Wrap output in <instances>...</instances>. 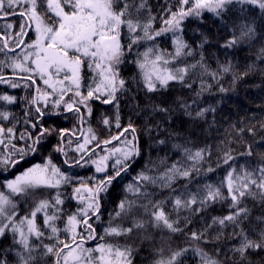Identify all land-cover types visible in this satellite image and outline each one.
<instances>
[{
	"label": "snow or ice",
	"instance_id": "snow-or-ice-1",
	"mask_svg": "<svg viewBox=\"0 0 264 264\" xmlns=\"http://www.w3.org/2000/svg\"><path fill=\"white\" fill-rule=\"evenodd\" d=\"M237 5L240 9L238 14H234L230 36L221 45L225 49L250 44L257 38L255 18L249 19L244 13L258 8L262 14L261 23L264 24V0H176L175 11L172 6L162 9L167 18L162 17L163 26L159 30L153 28L156 17L152 15L147 0H0V17H26L14 41L16 48L23 44L25 50L9 57L8 52L12 49H9L7 39L0 47V52L6 57L0 60V73L6 68L12 70L11 77L0 75V84L15 89L21 87L20 81H24L25 88H35L36 92L28 101L35 106V115L26 112L23 121L36 130L35 134L26 128L17 136L19 119L7 110H0V175L10 172L29 155L37 153L50 136H57L59 140L53 151L65 157L62 161L64 170L49 155L43 164H33L14 178L0 181L3 189L0 190V237L12 233V244L8 248H0V264H48L49 259H52V264H133L138 249L119 243V239H130L136 234L135 238L142 243H154L156 235L163 234L161 243H168L178 233L186 235L194 242L193 245L171 251L167 258L161 256L154 264H184L182 258L189 251L200 257V264H227V261L214 258L197 246L200 241H206L208 230L213 226L233 229L230 238L238 239V244L231 251L240 257L233 264H251L249 255L255 254L256 250L264 252V214L251 219L252 209L246 203L251 198L264 205V152H256L253 144L244 139L246 133L251 134L253 141L259 135L260 146H264V123L260 124L259 133L255 126L238 129L232 126L234 142L244 146V151L235 155V149L226 140L218 148L215 161L211 146L190 148L184 144L173 145L179 150L180 158L170 164L167 157L161 158L158 163L149 161L152 166L146 164L125 185V196L109 213V224L104 229V236L99 238L103 241L109 237L117 242L86 246L88 241L97 239L91 221L100 220L103 196L108 193L113 181L122 173H127L132 161L140 155L136 128L131 123L126 127L120 124L117 93L125 89L126 81L120 78L119 73L125 57L132 55L134 48L151 43L152 46L146 47L143 52H136L137 58L132 61L139 69L143 87L149 93L167 88L170 82H179L190 88L188 79L197 68L201 77L207 75L212 79L220 73L232 72L234 86L254 71L255 66L250 64L244 72L237 74L232 62L226 61L219 65L218 71H209L202 54L195 63H186L184 58L192 57L194 50L180 33L186 18L201 17L204 12L221 17L232 12ZM17 8L21 10L17 12ZM33 24L35 39L27 43L25 29L32 28ZM12 27L11 24L6 25V28ZM125 29L129 42L122 44V30ZM166 33L173 35L174 51L171 53L161 51L155 44L156 39ZM259 36L264 39V29ZM204 43H207L206 38L200 47ZM260 53L264 56V47ZM85 69L93 74L90 82L85 81ZM18 72L25 75L14 79ZM37 77L47 86L45 90L41 91L37 86ZM210 88L211 85L202 79L197 97ZM219 91L223 93L228 89L219 86ZM69 93L72 95L65 100ZM102 95L107 97L102 103L114 104L117 110L114 125L113 118L106 115L102 114L99 119V124L105 128L110 130L114 126L118 130L110 139L101 140L91 126L86 134L79 127L69 130L43 126L45 115H65L67 119L70 114L78 126L88 123L93 111L89 101H99ZM17 99L7 94L0 95V100L7 104H13ZM49 106L52 112L46 111ZM181 107L186 115L192 116V112L187 111L190 105L182 104ZM82 108L85 111L82 112ZM156 110L169 112L162 106H157ZM214 111L212 107L203 108L196 111L195 116L202 118L205 113ZM3 121L12 126L6 127ZM77 131H81L82 135L77 137L76 147L72 149L73 141L68 137L76 136ZM81 139L83 142H79ZM19 141H24V146L18 147ZM113 141L119 146L109 148ZM93 142L95 147L89 148ZM158 143L164 144L165 141ZM98 149L103 154H98ZM69 150L77 155L70 157ZM254 156L255 162L245 160V163H239L241 159ZM213 163L216 167L212 166ZM89 165L94 166L93 176L85 179L71 174L72 168ZM225 165L228 170L223 180L215 184H197L195 191L192 190L190 184L194 177L214 173ZM109 168L112 175L108 174ZM98 175L103 178L98 179ZM181 179L189 183L176 187ZM87 181H91V186ZM66 186H72L71 198L78 201L75 211L68 215L63 208L68 196L61 191ZM38 191H48L49 196L37 200ZM165 192L167 195H164ZM30 198L33 202L31 211L17 219L19 202ZM215 203H227L228 214L212 217V223L200 231H186L192 222V215L206 211ZM184 212L188 215H182ZM41 213L43 228L36 223ZM117 220L119 223L114 224ZM58 222L64 225L63 228L58 226ZM45 231L49 233V241L54 242H43ZM61 233L66 239L60 238ZM164 236L168 239L165 240ZM215 239H220L219 233ZM158 251L162 253L163 250Z\"/></svg>",
	"mask_w": 264,
	"mask_h": 264
},
{
	"label": "trees",
	"instance_id": "trees-1",
	"mask_svg": "<svg viewBox=\"0 0 264 264\" xmlns=\"http://www.w3.org/2000/svg\"><path fill=\"white\" fill-rule=\"evenodd\" d=\"M149 7L151 8L152 15L156 17L153 24L155 30H159L162 26V17L167 18V14L162 11L170 6L175 11L176 0H147ZM248 6H246L247 8ZM240 6L237 5L233 8L232 12L222 15L221 17L215 16L211 12H204L201 17H189L182 23V35L183 39L192 47L194 55L192 57H185L186 63H195L203 56L204 63L208 66L209 71H218L219 65L224 64L226 61H231L234 65L235 73L239 74L244 72L248 65H254L255 70L250 72L249 75L244 76L238 80L235 85L232 84L233 73H220L216 79H212L210 76H200V69L197 68L191 73V78L188 79V83L191 87L180 84L179 82H170V85L165 89H159L156 92H147L143 87V82L139 76V69L132 63L137 57L136 52H143L146 47L152 46L151 43H145L141 46L134 48L132 55L125 57V62L120 66L119 73L120 78L126 81L125 89L117 93V99L119 100V117L122 127H126L129 123L136 128V135L139 138L140 155L132 161L131 168L127 173H122L121 177L113 181L108 193L103 196L101 200L102 213L100 220L91 221L92 226L95 229L96 240L88 241L87 247H95L97 243L108 242L113 243L117 240L109 237H105L103 241L99 238L104 236V229L108 226L110 216L116 208L117 203L125 196V185L132 181L136 174L145 168V165L149 161L158 163L161 158L167 157V162L170 164L173 161L180 158L179 150L173 148L174 144H184L190 148H201L205 145L212 147L213 161L216 160V153L218 148L222 147L223 141H229V146L235 149L236 152L244 151L242 144L236 143L235 131L232 126L235 125L236 129L255 126L257 132H261L260 124L264 123V56H261L260 49L264 47V39H261L259 34L264 29V24L261 23L262 14L260 10L254 9L249 12H245L244 15L249 19L255 18L257 26L258 36L250 44H241L232 49H225L221 47L225 40L229 38L231 32L232 23L235 21V15L239 13ZM21 9L17 8L19 12ZM43 12V9H40ZM25 17L18 15H9L7 18L0 17V47L3 46V40H8L9 48L12 51L8 52V56L11 57L17 53L25 50L22 44L20 48L15 47L16 33L20 31V24L24 23ZM13 25L12 28H6V25ZM227 25V28L225 27ZM27 32V28L25 29ZM207 39V43L200 47L202 41ZM27 43H31L35 39L34 24L32 30L27 37H24ZM128 38L126 35V29L122 30V44H127ZM156 46L161 51H167L171 53L174 51L173 35L172 33H166L155 41ZM167 58V57H166ZM4 53L0 52V60H5ZM0 75L11 77L12 70L4 69ZM18 75H25L24 73L17 74L14 79H18ZM86 82H90L92 79V73L87 69L83 73ZM211 85V88L204 91L199 97L196 93L200 90L201 80ZM219 82V83H218ZM21 87L10 88L6 84H0V95L7 94L15 96L18 99L13 104H7L5 101L0 100V110H7L10 113L15 114L20 123L16 124V134L19 136L21 132H24L26 128L35 134L36 130L31 129L29 125L24 124L25 113L30 112L31 115H35V106L28 103L29 100L36 94L35 88H25L23 86L24 81H20ZM37 86L41 88V91L45 90V85L42 80L36 78ZM219 86H223L228 89L227 92H220ZM83 90V89H82ZM86 94V91H85ZM72 93H69L65 97L68 100ZM27 98V99H22ZM107 98L106 95H102L98 101L92 99L89 101V106L92 108V116L89 118L88 123L78 126L77 121L70 114L68 118L65 115H45L42 118L44 127L66 128L72 130L74 127H79L86 134L87 128L91 126L96 132L97 136L103 139H110L112 135H116L118 130L113 126L111 129H107L99 124L101 115H106L109 118H113V125L115 123L114 117L116 115V107L114 104H104L103 99ZM195 101V102H194ZM182 104L190 105L187 111L192 112V116L185 114V109L181 107ZM41 107L42 104L40 105ZM157 106L166 107L169 112H159L156 110ZM212 107L214 112L205 113L204 117H196V111ZM47 112H52L53 109L49 106L46 109ZM63 112V109H60ZM81 111H85L83 108ZM6 127H11L7 121H3ZM15 123V121H13ZM82 132L77 131L76 136H69L68 139L73 141L71 148L76 147L77 137H81ZM129 136L131 134L129 133ZM245 141L252 143L256 152H264V146H260V136L255 137V141L251 134H245ZM165 141L164 144L158 143L159 141ZM15 142V141H14ZM30 142V141H29ZM79 142H83L82 139ZM59 143L57 136H50L45 143L39 148V151L35 154L29 155L24 161H22L15 169H12L8 173L0 175V181L5 178H14L16 174L24 171L26 168L33 164H43L45 158L51 155L53 162L58 166H62V161L65 158L62 154L54 152L53 148ZM67 141H65V144ZM18 147L24 146V141L17 143ZM119 146L117 142L113 141L108 147ZM95 142L89 145V148H94ZM2 149V146H0ZM98 154H103L99 149ZM70 157L77 154L70 151L68 152ZM95 158V157H93ZM255 162L256 157H249L239 160V163ZM151 167V164H148ZM216 167L215 163L212 164ZM62 170H64L62 166ZM161 171L163 168L160 169ZM228 166H222L217 168L214 173H208L206 176L200 175L192 179L190 187L195 191L197 184L204 183H219L224 179ZM94 166H87L83 168H72L71 174L76 177H83L87 179L93 176ZM109 175H112L111 168H109ZM98 179H102V175L97 176ZM91 186V181H87ZM185 183H189L188 180L181 179L175 185L180 187ZM78 186V185H75ZM0 190H3L0 187ZM65 192L68 198L65 199L63 208L65 215L71 214L75 211L78 201L71 198L72 186H66L61 189ZM54 195V193H51ZM167 195V192L164 193ZM49 196V192H37L35 199L46 198ZM249 208L252 209L251 219H255L256 216L264 214V205L259 201H252L249 198L246 201ZM33 206L32 199L28 201L21 200L17 209V219L28 215ZM228 214L227 203H215L211 205L206 211L194 214L191 217V224L188 225L186 231L191 232L193 230L200 231L211 224L212 217H218ZM182 215H188L187 212ZM37 225L43 228V214H38L36 218ZM119 223V221H114ZM58 226L63 228V224L58 222ZM127 226V225H125ZM184 225L182 224L181 227ZM247 227V224H245ZM233 229L226 227L221 229L219 226H213L208 230L206 241H200L198 247L203 248L206 252L221 261H227V264H233V261H239L240 257L235 255L231 249L238 244V239L230 238ZM220 234V239L215 237ZM49 233L45 231L43 238L44 243H50ZM118 240L121 244H130L133 248L138 249L134 254L133 264H154V261L163 256L167 258L171 251H175L180 248L190 247L193 245V241L189 240L184 234H175L171 237L168 243H161V236L163 234L156 235L154 243H142L139 239L135 238ZM61 239H66L65 235L61 233ZM167 240L168 237L164 236ZM12 244V233L8 232L6 236L0 237V248H8ZM162 249V253L158 250ZM219 250V252H217ZM54 259V258H53ZM184 264H200V257L193 251H189L182 258ZM251 264H264V252L256 250L255 254H251L248 257ZM48 264H52V259L48 260Z\"/></svg>",
	"mask_w": 264,
	"mask_h": 264
},
{
	"label": "water",
	"instance_id": "water-1",
	"mask_svg": "<svg viewBox=\"0 0 264 264\" xmlns=\"http://www.w3.org/2000/svg\"><path fill=\"white\" fill-rule=\"evenodd\" d=\"M31 28H28L27 35L30 33Z\"/></svg>",
	"mask_w": 264,
	"mask_h": 264
},
{
	"label": "rangeland",
	"instance_id": "rangeland-1",
	"mask_svg": "<svg viewBox=\"0 0 264 264\" xmlns=\"http://www.w3.org/2000/svg\"><path fill=\"white\" fill-rule=\"evenodd\" d=\"M46 87H47V86H46ZM46 87H45V88H46ZM49 90H50V89H49Z\"/></svg>",
	"mask_w": 264,
	"mask_h": 264
}]
</instances>
